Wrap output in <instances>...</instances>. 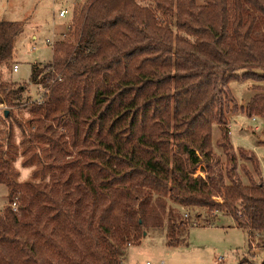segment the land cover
Returning <instances> with one entry per match:
<instances>
[{
    "label": "trees",
    "instance_id": "16d2710c",
    "mask_svg": "<svg viewBox=\"0 0 264 264\" xmlns=\"http://www.w3.org/2000/svg\"><path fill=\"white\" fill-rule=\"evenodd\" d=\"M236 1L82 0L51 60L32 64L29 82L0 79L4 120L29 98L30 84L41 88L23 163L43 154L32 171L40 181L18 182L13 157L0 151L8 191L0 264H127L129 247L150 230L165 246L183 247L198 225L181 218V207L203 209L200 225H214L212 213L231 218L247 235L239 264H264L260 163L231 144L226 115L228 83L246 81L251 94L242 111L264 118V0H238L232 27ZM22 26L0 21V74ZM235 34L239 57L227 50ZM199 166L204 175L195 174Z\"/></svg>",
    "mask_w": 264,
    "mask_h": 264
},
{
    "label": "rangeland",
    "instance_id": "374dc122",
    "mask_svg": "<svg viewBox=\"0 0 264 264\" xmlns=\"http://www.w3.org/2000/svg\"><path fill=\"white\" fill-rule=\"evenodd\" d=\"M82 0H0V21H19L23 23L22 29L14 37L12 61L2 67L0 79L16 82H29L32 64L35 62H47L52 58V47L56 41L63 39L64 34L73 18V11ZM204 0H197L201 4ZM239 2L238 0L236 3ZM233 3L231 2L230 5ZM239 5V6H238ZM235 7L237 12L233 17H229L227 23L233 27L237 17L240 15L243 1ZM60 8H67L65 17H58ZM228 24V25H229ZM235 32V31H234ZM237 33V31H236ZM239 34L233 35L232 41L227 45L230 56L239 57L241 44ZM18 63L19 69L13 72L14 62ZM232 96L229 101L227 117L229 119V139L234 148L241 147L253 152L260 163L261 175L264 179V118L249 117L242 111V106L250 98V83L246 81H230L228 83ZM34 85L27 87L29 98L26 102L13 109V116L4 120L0 110V151L6 150V154L11 155L12 164L18 172L16 180L23 182L27 179L40 181V173L33 174V170L39 165L38 155L26 164L23 160L28 155L22 153V139L29 131L31 112L33 103L41 102L42 92ZM5 108L7 105L4 103ZM233 105L235 109H233ZM232 109V110H231ZM19 123L17 122V120ZM26 130L24 132L22 129ZM219 128L217 124L212 127V146L219 154L221 147L218 145ZM37 150V149H36ZM225 166V160H222ZM242 160H238L241 163ZM247 169L254 178L257 179L252 165L248 160H243ZM198 167L195 174L204 175ZM241 175L244 171L239 167L236 169ZM244 183L247 182L242 177ZM216 201H221L220 197H213ZM8 202V191L5 184L0 183V210ZM172 205V204H171ZM174 206V205H172ZM13 207V206H12ZM181 218L192 217L198 226H192L189 230L188 245L183 247H168L164 245L162 236L153 230L143 243L139 246H132L128 249L127 264H239L243 254L247 252V235L241 229L228 228L227 224H232V219L220 213H212L208 218L215 225H200L205 223L207 217L203 209L181 207ZM196 216V217H195ZM219 220V221H217ZM221 222V223H220ZM254 254H258L256 261H260L261 252L254 248ZM250 255V254H249Z\"/></svg>",
    "mask_w": 264,
    "mask_h": 264
},
{
    "label": "built area",
    "instance_id": "2783aa9c",
    "mask_svg": "<svg viewBox=\"0 0 264 264\" xmlns=\"http://www.w3.org/2000/svg\"><path fill=\"white\" fill-rule=\"evenodd\" d=\"M54 1H55V0H54ZM67 13H68V9H67V8H60V9L58 10V12H57V16H58V17H65ZM12 69H13V72L18 71V69H19L18 64H16V63L13 64ZM55 78H57V79L60 80V79L62 78V76H61L60 74L56 73V77H55ZM53 80H54V79H53ZM6 108H7V107H6ZM6 108H5L4 103H0V110H5ZM12 206L15 207V203H13ZM145 264H150V263H149V261H146ZM160 264H163V261H161Z\"/></svg>",
    "mask_w": 264,
    "mask_h": 264
},
{
    "label": "crops",
    "instance_id": "0c3cea01",
    "mask_svg": "<svg viewBox=\"0 0 264 264\" xmlns=\"http://www.w3.org/2000/svg\"><path fill=\"white\" fill-rule=\"evenodd\" d=\"M18 64L16 61L14 62V64ZM217 221H219V220H217ZM221 223V222H220ZM215 225V224H214ZM229 227L228 228H230V227H232L233 229H238L239 230V228H237L236 226H234V224H233V221H232V224H227ZM210 226H213V225H210Z\"/></svg>",
    "mask_w": 264,
    "mask_h": 264
}]
</instances>
